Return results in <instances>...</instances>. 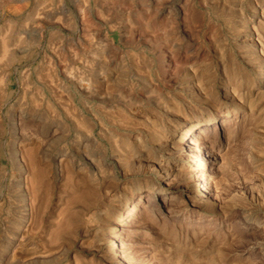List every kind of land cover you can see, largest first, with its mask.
I'll use <instances>...</instances> for the list:
<instances>
[{"label":"rangeland","instance_id":"1","mask_svg":"<svg viewBox=\"0 0 264 264\" xmlns=\"http://www.w3.org/2000/svg\"><path fill=\"white\" fill-rule=\"evenodd\" d=\"M263 2L0 0V264H264Z\"/></svg>","mask_w":264,"mask_h":264},{"label":"bare ground","instance_id":"2","mask_svg":"<svg viewBox=\"0 0 264 264\" xmlns=\"http://www.w3.org/2000/svg\"><path fill=\"white\" fill-rule=\"evenodd\" d=\"M224 2H225V0H224ZM264 3V2H263ZM234 6V5H233ZM258 8V7H257ZM254 9H256V8H254ZM257 11V10H256ZM261 12H262V10H261ZM254 13V12H253ZM238 18V17H237ZM236 19V18H235ZM244 19V18H243ZM249 19V18H248ZM239 21V20H238ZM241 22V21H240ZM242 24V23H241ZM247 24V23H246ZM245 25V24H244ZM250 25V24H249ZM246 26V25H245ZM245 29V28H244ZM243 29V30H244ZM251 29H253V28H251ZM264 37V36H263ZM250 38V37H249ZM247 39H245V41H246ZM262 43H264V40L262 41ZM262 45V44H261ZM253 48V47H252ZM257 48V47H256ZM251 50V49H250ZM255 51H257V50H255ZM262 51V50H261ZM244 53V52H243ZM262 53V52H261ZM246 54V53H245ZM248 54H249V52H248ZM254 54H255V52H254ZM251 56V55H250ZM264 56V55H263ZM255 58V57H254ZM262 59H263V57H262ZM261 59V60H262ZM246 60V59H245ZM258 60H260V59H258ZM250 62V61H249ZM252 62H253V60H252ZM261 62H263V61H261ZM245 63V62H244ZM256 63H257V61H256ZM253 64V63H252ZM263 65V64H262ZM261 65V66H262ZM249 66V65H248ZM252 66V65H251ZM261 68V67H260ZM258 69V68H257ZM259 70V69H258ZM261 70V74L262 75H264V67H263V69L261 68L260 69ZM256 71V70H255ZM222 74V73H221ZM233 75V74H232ZM239 76V75H238ZM241 76V75H240ZM260 76V75H259ZM234 78V77H233ZM241 78V77H240ZM256 78H257V76H256ZM236 80V79H235ZM241 80H243V79H241ZM264 80V79H263ZM244 81V80H243ZM236 82V81H235ZM245 82V81H244ZM248 82V81H247ZM255 82V81H254ZM191 83H193V82H191ZM249 83V82H248ZM186 84V83H185ZM184 84V85H185ZM190 84V83H189ZM246 84V83H245ZM254 84V83H253ZM232 85V84H231ZM240 85V84H239ZM242 85V84H241ZM187 86V85H186ZM233 86V85H232ZM237 86V85H236ZM248 86H250L249 84H248ZM189 87V86H188ZM193 87H195V86H193ZM231 87V86H230ZM251 87V86H250ZM254 87V86H253ZM190 88V87H189ZM192 88V87H191ZM190 88V89H191ZM254 89V88H253ZM256 89V88H255ZM193 90V89H192ZM252 90V89H251ZM192 92V91H191ZM227 92V91H226ZM231 92H232V90H231ZM236 92V91H235ZM242 92V91H241ZM246 92H248L249 93V91H246ZM237 93V92H236ZM244 93H245V91H244ZM262 93V92H261ZM260 93V94H261ZM99 94V93H98ZM230 94V93H229ZM259 94V93H258ZM232 95V94H231ZM233 95H235V94H233ZM241 95V94H240ZM251 95H253V94H251ZM257 95V94H256ZM229 96V95H228ZM238 96H236L235 97V99L237 98ZM241 97V96H240ZM246 97V96H245ZM241 99V98H240ZM240 99H239V101H240ZM249 99V98H248ZM247 99V100H248ZM254 99H255V97H254ZM256 99H257V97H256ZM252 100V99H251ZM250 100H248V102H249ZM251 102V101H250ZM255 102V101H254ZM237 103V102H236ZM242 103V102H241ZM246 104V103H245ZM254 106V105H253ZM248 107V106H247ZM246 107V108H247ZM252 108V107H251ZM244 109V108H243ZM248 109V108H247ZM253 109V108H252ZM262 110V109H261ZM248 111V110H247ZM261 112V111H260ZM229 114V113H228ZM228 114H227V116H228ZM213 121V120H212ZM217 121V120H216ZM227 122V121H226ZM193 123V122H192ZM213 123V122H212ZM196 125H198V124H196ZM195 125V126H196ZM203 125V124H202ZM200 126V125H199ZM210 126H211V121H207V122H205V125L203 126V127H198L197 129V140H199V139H205L206 138V136H207V133L209 132V130H210ZM195 128V127H194ZM188 130V129H187ZM191 130V129H190ZM186 132V131H185ZM184 134V133H183ZM188 135V134H187ZM180 137H182V135H180ZM188 137V136H187ZM179 140V139H178ZM181 140V139H180ZM189 141V140H188ZM191 141V140H190ZM189 141V142H190ZM197 142V141H196ZM200 142V141H199ZM185 143V142H184ZM183 143V144H184ZM193 143L195 144V142L194 141H191L190 143H188L187 142V144L186 145H184V148H186L187 149V154H188V159H189V161L190 160H194L195 159V154H194V150L192 151H188V147H191V146H193ZM185 150V149H184ZM186 154V155H187ZM187 158V157H186ZM198 160V159H197ZM195 162V161H194ZM193 164V163H192ZM197 181V180H196ZM198 182V181H197ZM198 184V183H197ZM196 185V184H195ZM202 186V185H201ZM203 187V186H202ZM156 191V190H155ZM159 192V191H158ZM151 193H154V192H151ZM160 194L161 195H163V194H165V192H160ZM154 194H152V196H153ZM207 191H206V189H205V187L204 188H201L200 190H199V193H198V197H197V199H199V200H201V199H203V198H205V197H207ZM169 197V196H168ZM137 205H139V204H135L134 203V205H133V207H132V210H135L136 209V207H137ZM126 208V207H125ZM120 211V216H121V213H123V211L124 210H122V208H121V210H119ZM134 212V211H133ZM133 212H129L128 214H126V218H129V220L127 221V223H130L131 221L133 222V219H135V218H133L132 217V219L129 217L130 215H132V214H130V213H133ZM118 213V212H117ZM119 216V217H120ZM116 219V218H115ZM137 219V218H136ZM258 228V227H257ZM122 243V242H121ZM122 248H123V246L121 245V244H119V242H117V241H115V240H113L112 242H110V244H109V248H108V253L110 254V256L112 255V256H114V257H117V256H119V255H122L121 253H123L122 252Z\"/></svg>","mask_w":264,"mask_h":264}]
</instances>
